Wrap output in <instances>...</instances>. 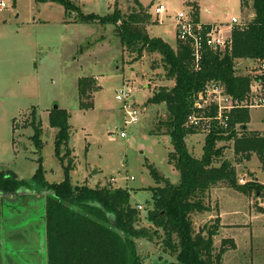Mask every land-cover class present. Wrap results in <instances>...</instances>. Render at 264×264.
Here are the masks:
<instances>
[{"label":"rangeland","instance_id":"374dc122","mask_svg":"<svg viewBox=\"0 0 264 264\" xmlns=\"http://www.w3.org/2000/svg\"><path fill=\"white\" fill-rule=\"evenodd\" d=\"M6 1L8 7L0 15V170H11L27 181H32L39 169H43L49 182L64 179V163L55 154L57 128L49 122L51 110L58 105L70 114V158L76 166L71 171L72 182L128 188L132 204L143 206L139 209L140 225L153 230L146 219L148 209L153 207V194L148 187L166 182L178 184L181 176L169 160L174 145L165 125L169 116L166 104L148 103L155 90L174 83L165 77L161 54L145 52L135 60L137 54L122 45L115 25L78 22L67 16L59 3ZM75 1L84 13L99 15L113 12L116 6L127 14L135 5L134 0ZM140 2L152 9L156 21L148 25L150 35L162 37L173 47L178 42L175 22L180 11L194 17L195 7L202 22L224 24L231 23L232 16L243 20L251 14L249 10L244 12L242 0ZM157 5L164 7L163 14L154 12ZM236 65L240 74L261 73L259 62L254 59L241 58ZM84 76L95 77L100 86L94 95V107L89 109H81L79 103L78 81ZM123 88L132 92V101L140 108V121L136 124L125 123L122 102L116 99ZM34 115L42 121L41 148L33 139ZM250 118L253 131L264 132V106L250 108ZM121 129L126 137L120 135ZM205 138L206 134L199 131L187 138L188 147L197 157L203 153ZM219 145H225V157L234 163L239 183L241 177L252 178L251 172L264 179L256 153L249 158L237 154L233 141ZM66 149L63 147L62 154ZM152 169L162 177L160 181ZM216 193V198L206 196L209 212L218 210V204L226 211H240L226 219L240 226L223 231L225 237L233 236L238 243L237 249L224 253L223 264H264V196L260 192L245 196L232 187L216 188ZM39 195L0 193V203L16 204L22 210L26 205L33 206L35 200L44 198L45 202V194ZM26 211L23 216L18 212L2 216L0 208V264H48L47 256L39 252V223L24 224L25 218L30 217ZM209 212L191 215L196 231L219 223L218 218H209ZM221 238H215L217 248L222 244ZM137 242L144 264H171L176 259L175 253L166 248L163 233L153 240L143 238Z\"/></svg>","mask_w":264,"mask_h":264},{"label":"trees","instance_id":"16d2710c","mask_svg":"<svg viewBox=\"0 0 264 264\" xmlns=\"http://www.w3.org/2000/svg\"><path fill=\"white\" fill-rule=\"evenodd\" d=\"M52 1L64 6L66 15L78 22L115 25L122 45L136 53L135 60L145 52H158L162 56L166 79L173 80L171 87L155 90L148 103H165L169 116L165 121L172 137L174 150L170 162L180 170L178 184L166 182L150 186L153 207L148 209L146 219L152 227L142 226V214L131 202V191L125 187H90L86 183L74 184L71 171L76 167L70 158L69 147L71 126L67 109L53 108L49 114L50 126L57 128L55 154L64 163L65 177L60 182H49L39 169L32 181L19 178L13 171L0 170V193L19 194L23 189L37 190L45 194V228L48 264H144L139 252L138 239H149L164 234V243L175 261L171 264H223V255L236 248L233 239L223 238L219 248L215 237L220 224L205 225L195 230L191 215L207 211L205 200L208 191L217 186L235 188L245 194L261 193L264 184L254 178L239 183L234 163L225 157L222 141H233L237 154L249 158L256 153L264 169V133L249 130L250 108L234 109L230 117L229 133L223 129L212 130L206 135L201 157L190 150L187 138L198 132L187 126V117L192 110L194 94L203 89L211 80H220L226 91L236 98L248 95L253 80L252 74L237 73L238 59L264 58V0H242V8L254 15L244 18L246 25L235 28L231 50H209L204 56L200 69H196L189 45L177 42L173 47L159 36H152L148 25L155 23L150 7L134 0L130 13H123L116 6L107 15L84 13L75 0ZM194 18L199 20L194 7ZM100 86L95 77L84 76L78 81L81 109L94 107V95ZM173 88V93L165 90ZM35 134L33 139L42 147V121L34 115ZM241 130V131H240ZM63 147L66 152L62 154ZM65 161L67 163L65 164ZM160 181L162 177L152 169ZM253 172H251V175ZM230 245V246H229Z\"/></svg>","mask_w":264,"mask_h":264},{"label":"built area","instance_id":"2783aa9c","mask_svg":"<svg viewBox=\"0 0 264 264\" xmlns=\"http://www.w3.org/2000/svg\"><path fill=\"white\" fill-rule=\"evenodd\" d=\"M7 7V1L0 0V15ZM150 12L152 13L151 10ZM154 12L161 15L164 12V7L157 5ZM245 25L244 20L236 16H232L231 23L228 24L220 22L204 23L200 19L196 20L186 11H180L175 22L178 41L191 47L194 65L197 70L201 68L207 51L224 52L231 50L234 29L237 27L243 28ZM259 67L261 73L258 74L256 71L251 73L253 77L251 88L246 98L243 99L229 94L222 81H209L203 89L194 94L192 110L187 117V126L193 127L199 132H204L206 135L212 130L217 131L219 129H223L225 134H228L229 121L234 109L264 106V58L259 61ZM116 99L122 102L125 123H138L140 121V108L132 101V92L129 89H120L116 94ZM120 135L126 137L127 133L121 129ZM240 182L245 183V179L240 178ZM142 207L141 204H138L139 209Z\"/></svg>","mask_w":264,"mask_h":264},{"label":"flooded vegetation","instance_id":"af4514ba","mask_svg":"<svg viewBox=\"0 0 264 264\" xmlns=\"http://www.w3.org/2000/svg\"><path fill=\"white\" fill-rule=\"evenodd\" d=\"M23 191V190H22ZM20 191L19 194H24L26 195V197H30L31 195H39V193H43L44 192H38L37 190H31L29 192H22ZM19 194H9V195H19ZM25 197V196H24ZM33 202V201H32ZM34 205L36 206V208L34 207ZM0 208H1V212H2V216L6 215L7 213H17L20 215V216H23V212L27 209L28 211L27 214L29 213V218H25V221H24V224H30V223H33V224H36L37 225V222L39 223V228H38V234L39 236L41 237V234H44V228H45V224H44V221H45V202H44V198L40 199V201H37L35 200V203L28 206L26 205L25 206V209H22L20 208V206L18 207V205L16 204H10V203H6V202H2L0 203ZM8 208V209H6ZM5 218V217H4ZM4 222H5V219H4ZM4 230V228H3ZM39 252L41 254H44L45 256H47V254L45 252L47 251H44L42 252V248H39ZM46 258V257H45Z\"/></svg>","mask_w":264,"mask_h":264},{"label":"crops","instance_id":"0c3cea01","mask_svg":"<svg viewBox=\"0 0 264 264\" xmlns=\"http://www.w3.org/2000/svg\"><path fill=\"white\" fill-rule=\"evenodd\" d=\"M140 1V0H139ZM152 11V9H149V11ZM66 12V11H65ZM254 15V13H251L250 14V17L249 18H251L252 16ZM200 19V18H199ZM204 23H215V22H204ZM249 130H253L251 127H250V123H249ZM256 131V130H255ZM259 131H261L262 132V130H259ZM262 133H264V132H262ZM230 141H232V140H230ZM76 168V167H75ZM74 168V169H75ZM238 175H239V173H238ZM241 178H243V177H241ZM252 178H254L256 181H258V182H260V183H262V184H264V179H261L260 177H256V175L253 173L252 174ZM251 177H247V179L246 180H251L252 179ZM245 180V181H246ZM219 187H227V186H217V187H213V188H211L209 191H208V195H210V199L211 198H216V196H214V195H218L217 193H216V188H219ZM239 191V190H238ZM241 192V191H240ZM243 193V192H242ZM244 195L246 196L247 194H245L244 193ZM218 210L216 209V211H215V209H213L211 212H209L210 210H208V211H206V212H209V213H211V215H209V218L211 219V218H218V221H219V223H220V229H219V234L217 235V236H221L222 238H221V241L223 240V238H230V239H233L234 240V242H235V244H236V248H233V249H237L238 248V243H237V241H236V239H235V237H233V236H227V237H225L224 236V233H223V231H224V229H226V228H229V229H231V228H233V227H237V226H240L237 222H230V221H227L226 219H229V218H227V217H229L230 215L232 216H234V215H236L237 213H239L240 211L238 210V209H236V210H230V211H226V210H224V209H221L220 208V205L218 204ZM263 214V213H262ZM223 235V236H222ZM216 236V237H217ZM215 237V238H216ZM40 245H41V241H40ZM42 248V247H41ZM228 251V250H227ZM226 251V252H227ZM42 252H44L43 251V249H42ZM226 252H225V254H226ZM224 254V255H225ZM224 255H223V263H225V261H224Z\"/></svg>","mask_w":264,"mask_h":264},{"label":"water","instance_id":"95a60500","mask_svg":"<svg viewBox=\"0 0 264 264\" xmlns=\"http://www.w3.org/2000/svg\"><path fill=\"white\" fill-rule=\"evenodd\" d=\"M165 91H167L168 93H173L174 89L171 88V89L165 90ZM58 107H59L58 105H55L54 108H58ZM40 241H41V247H42L43 251H46V241H45V235L44 234H41Z\"/></svg>","mask_w":264,"mask_h":264}]
</instances>
